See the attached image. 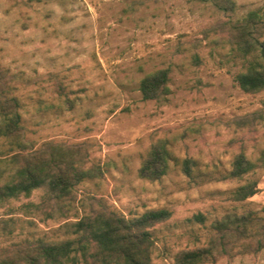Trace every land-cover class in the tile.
<instances>
[{"label": "rangeland", "instance_id": "374dc122", "mask_svg": "<svg viewBox=\"0 0 264 264\" xmlns=\"http://www.w3.org/2000/svg\"><path fill=\"white\" fill-rule=\"evenodd\" d=\"M232 1L230 13L197 0H0V67L15 87L24 139L34 147L85 142L88 164L101 171L76 186L64 216L41 202L45 185L1 203L0 245L69 237L64 223L93 200L128 217L165 207L169 218L152 229L153 261L172 264L178 250L205 243L214 218L243 208L264 212V167L251 175L258 191L243 202L224 194L243 180L197 184V174L188 178L177 166L159 180L138 174L158 138L199 169H227L236 152L254 159L264 149V123L236 122L264 109V91L238 87L235 76L250 56L233 48L222 25L264 9V0ZM162 67L169 68L167 100L142 99L140 78ZM206 264H264V249Z\"/></svg>", "mask_w": 264, "mask_h": 264}, {"label": "trees", "instance_id": "16d2710c", "mask_svg": "<svg viewBox=\"0 0 264 264\" xmlns=\"http://www.w3.org/2000/svg\"><path fill=\"white\" fill-rule=\"evenodd\" d=\"M197 1L210 3L221 11H234L232 0ZM222 25L229 32L233 48L243 56H250L244 69L235 76L238 87L246 93L264 91V9L249 10L240 18H228ZM258 50L259 56H255ZM168 83V67L150 71L138 82L141 98L165 102L170 92ZM14 90L6 70L0 67V204L28 197L34 189L45 185L41 202L54 205L53 210L64 216L63 210H68L75 199L76 186L100 176V168L88 164L85 142L50 139L34 147L24 139L20 103ZM236 122L239 125L264 123V109L247 113ZM172 166L179 167L188 178L197 174V184L210 180H243L224 193L228 200L243 202L258 191L257 179L251 175L264 167V149L254 159L243 151L236 152L227 169L217 166L199 169L194 160L181 157L171 141L158 138L147 148L138 174L150 181L159 180ZM169 216L168 209L156 207L128 217L100 200H93L79 218L64 223L69 237L25 238L0 245V264H156L152 229ZM193 218L198 222L204 219L202 214ZM263 249L264 212L257 213L251 208L230 210L210 221L205 243L178 250L172 264H206L234 252L256 253Z\"/></svg>", "mask_w": 264, "mask_h": 264}]
</instances>
